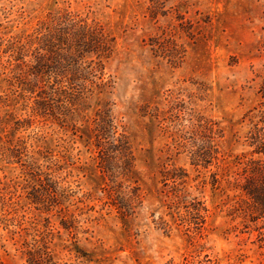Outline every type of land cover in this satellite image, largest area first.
Instances as JSON below:
<instances>
[{
    "label": "rangeland",
    "instance_id": "rangeland-1",
    "mask_svg": "<svg viewBox=\"0 0 264 264\" xmlns=\"http://www.w3.org/2000/svg\"><path fill=\"white\" fill-rule=\"evenodd\" d=\"M257 134L264 0H0V264H264Z\"/></svg>",
    "mask_w": 264,
    "mask_h": 264
},
{
    "label": "trees",
    "instance_id": "trees-1",
    "mask_svg": "<svg viewBox=\"0 0 264 264\" xmlns=\"http://www.w3.org/2000/svg\"><path fill=\"white\" fill-rule=\"evenodd\" d=\"M86 35L93 36V32L89 30ZM98 40H104L103 34L97 33ZM92 40V39H91ZM252 145H256L255 152L264 154V137L259 134L255 135ZM120 145L127 151V141L124 136L118 138ZM126 147V148H125ZM244 181L236 186L240 190V195L243 198V205L241 210L250 216L252 221L264 219V161L263 160H250L243 167L241 174ZM33 259H31L32 261Z\"/></svg>",
    "mask_w": 264,
    "mask_h": 264
}]
</instances>
